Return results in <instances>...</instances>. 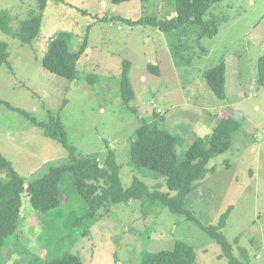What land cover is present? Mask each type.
Wrapping results in <instances>:
<instances>
[{
  "label": "rangeland",
  "instance_id": "1",
  "mask_svg": "<svg viewBox=\"0 0 264 264\" xmlns=\"http://www.w3.org/2000/svg\"><path fill=\"white\" fill-rule=\"evenodd\" d=\"M34 8V0H0V10L9 11L14 31ZM148 15L174 16V0H48L33 42L0 30L9 61L0 66V152L26 181L49 165L66 163L67 150L18 109L37 121H47L51 114L60 118L78 156L96 154L103 162L108 149L114 151L123 188L137 176L150 190L168 191L164 177L130 160V143L142 119L176 135V152L182 157L195 138L210 136L219 118L236 114L240 128L230 147L208 161L187 206L208 225L232 205L221 230L232 254L243 262V249L249 264H264V88L256 83L257 60L264 54V0L212 4L203 21L213 35H200L198 23L163 32L118 18ZM60 31L70 32L72 50L87 38L73 80L41 63L49 39ZM124 59L130 62L135 93L129 103L120 97ZM220 62L225 65L224 99L203 77ZM90 76H95L93 82ZM0 179H5L4 170ZM58 191L59 205L46 212L34 210L23 193L26 203L18 235L7 237L0 247V264H37L67 251L79 254L86 264H139L143 251L171 249L176 240L193 247L194 264H230L193 220L140 199L106 202L83 234L89 222L82 217L86 203L70 174L61 179Z\"/></svg>",
  "mask_w": 264,
  "mask_h": 264
},
{
  "label": "trees",
  "instance_id": "2",
  "mask_svg": "<svg viewBox=\"0 0 264 264\" xmlns=\"http://www.w3.org/2000/svg\"><path fill=\"white\" fill-rule=\"evenodd\" d=\"M34 1L35 8L29 11L27 18L20 21V26L16 31L10 25L9 11L0 10V30L19 38L24 43L33 42L39 33L42 11L48 0ZM108 1L121 3L128 0ZM218 1L221 0H174L175 15L168 19H159L155 15L142 16L137 19L118 18L131 26L148 24L163 32H170L183 24L198 23L202 25L200 35H213L214 30L208 29L207 32L204 28L203 16L208 8ZM71 41L69 31L58 32L49 39L41 59L45 69L69 80L76 78L77 62L87 48L86 36L83 37L77 50L70 48ZM4 63L9 65L7 43L0 41V66ZM256 68V83L264 88V54L258 58ZM153 69L158 72L157 67L153 66ZM129 70L130 62L126 59L122 60L119 87L120 97L125 103H129L135 97L130 84ZM203 77L214 94L219 99H224V62L205 70ZM94 78L95 76H90V82H93ZM14 109L17 110V108ZM132 110L137 113L136 107H132ZM18 111L42 127L46 136L59 142L67 150L68 161L56 166L49 165L43 174L26 181L0 152V170L5 171V179H0V247L5 245L7 237L18 235L21 208L26 203L23 193L26 192L27 202L34 210L46 212L59 205L58 184L66 174H70L78 194L84 198L86 203V211L82 217L89 222L83 234L97 220V212L106 202H129L140 199L141 203L144 202L143 204H159L168 208L172 213L193 220L220 246L222 250L220 257L225 256L230 264H249V257L243 249H241L243 262L238 261L232 254L231 245L221 231L226 224L232 205L226 208L215 224L208 225L202 223L187 206V197L201 185L208 161L230 147L233 133L240 128L236 114L219 118L210 136L207 139L195 138L182 157H179L176 152V135L160 128L155 122L142 119L130 143V160L135 166L150 169L157 177H164L168 191H161L158 188L150 190L137 176H133L129 187L123 188L119 179V165L112 149H108L103 162H99L96 154L78 156L75 148L67 142L66 130L58 116L53 117L50 114L47 121H37L26 111L22 109ZM194 261L193 247L185 241L176 240L171 249L143 251L139 264H194ZM37 264L86 263L79 254L67 251Z\"/></svg>",
  "mask_w": 264,
  "mask_h": 264
},
{
  "label": "built area",
  "instance_id": "3",
  "mask_svg": "<svg viewBox=\"0 0 264 264\" xmlns=\"http://www.w3.org/2000/svg\"><path fill=\"white\" fill-rule=\"evenodd\" d=\"M258 257V256H257Z\"/></svg>",
  "mask_w": 264,
  "mask_h": 264
}]
</instances>
